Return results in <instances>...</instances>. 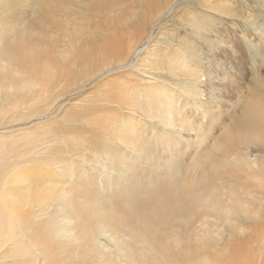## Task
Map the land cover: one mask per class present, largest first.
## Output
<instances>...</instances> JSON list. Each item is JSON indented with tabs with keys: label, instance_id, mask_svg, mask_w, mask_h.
I'll return each mask as SVG.
<instances>
[{
	"label": "bare ground",
	"instance_id": "1",
	"mask_svg": "<svg viewBox=\"0 0 264 264\" xmlns=\"http://www.w3.org/2000/svg\"><path fill=\"white\" fill-rule=\"evenodd\" d=\"M0 264H264V0H0Z\"/></svg>",
	"mask_w": 264,
	"mask_h": 264
}]
</instances>
